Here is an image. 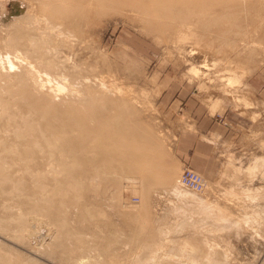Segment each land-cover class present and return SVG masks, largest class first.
<instances>
[{
  "label": "rangeland",
  "instance_id": "374dc122",
  "mask_svg": "<svg viewBox=\"0 0 264 264\" xmlns=\"http://www.w3.org/2000/svg\"><path fill=\"white\" fill-rule=\"evenodd\" d=\"M134 1L100 0L98 5L85 14L80 28L71 29L76 36L68 32L57 33L56 44L63 46H60L59 50L56 49L59 45L51 47L58 52L56 54L54 49H48L47 46L50 44L46 45L50 55L56 56V60L53 59L57 61L56 64L59 59L62 58L59 60L62 62L68 57L67 61L65 60L68 63L62 62L65 64L63 66L70 64L69 68L74 70H71L72 73L80 74L81 72L84 78L81 74L80 76L71 74L73 76L69 77L70 73H67L68 75L64 73L65 67L63 68L61 62L59 64L62 67L58 65L64 71L60 72L64 73V81L58 71V75L53 71L55 73L53 76L61 78L68 89L74 87L77 84L75 80L80 77L78 82H82L78 84L86 82L93 89L99 87L97 90L105 94L106 90L101 89L98 83L99 79L105 80L107 76L109 78L106 79L107 84L109 82L110 85L111 82V85L128 89L129 96L132 94L130 97L134 99L131 103L134 114H132L134 118L131 117V122L133 121L132 123L137 126L143 125L149 128L151 144L160 151L161 157L163 156L161 162L164 163V168L171 171L174 167L173 170L176 171H172L177 172L175 183L185 167L202 174L211 187L200 197L202 196L204 200L207 198L212 205L221 207L225 211V216H207L200 207L188 205L192 204L191 201L188 203L182 198H175L170 190L174 184L166 188L164 185L152 184L154 186H151L150 191L148 190L146 196H143L139 182L136 187L137 192H133L135 188L128 186L125 180L123 181L128 174H122L120 170L108 169L109 171L103 172L105 175L99 174L100 179L95 177L96 180L93 183L86 179L87 185L84 183V188L77 189L83 190V194L79 193V201L82 202V205L78 204L80 207L77 206L76 201L73 202V197L77 199L75 197L77 195L73 192V196L71 195L73 200L62 208V219L68 222L66 229H69L70 231H67L74 236L66 240L67 247L82 246L88 250L76 251L73 254L74 261H71L67 255L69 251L57 246L62 235L58 222L51 219L47 211L40 210L38 207L44 206L43 191L49 187L50 190L59 187L63 180V177L59 176L60 171L57 168L54 169L56 165L51 168L49 166L54 159L50 160L42 154L30 164L33 168L30 169L33 171L32 175L35 171L41 174V177L40 174L36 175L41 180L39 184L41 182L42 185L45 184L44 190L41 184H37L43 190L42 192L38 186H33L37 177L32 176L30 171L24 172V169L17 165L19 162H14L15 167L12 166L13 169L9 172L12 180L21 182L23 188L19 186L20 188L14 189L15 192H13L11 182L6 183L5 186L1 185L7 195L0 190V219L5 221L11 218L9 221L6 220L8 223L18 217L15 223L10 222L8 226L11 232L22 230L18 222L21 214L24 215H22L23 218L29 215L30 218L28 216L25 218L28 217L31 223L27 224V229L29 228L30 231L26 232L23 243L21 240L15 241L9 237V233H0V249L5 254L7 250V254L11 251V255L25 264H88V261L89 264H96L97 261L99 264H144L139 262V258L147 259L152 255L167 264H264V0H149L158 11L166 2L177 7L178 10L175 8L173 12L161 10V21H172L177 25L181 22L193 24L199 39L188 40L190 42L179 40V44L175 39L176 36L173 38L175 34L171 26L163 27L160 32L154 30L156 20L153 21L150 12L156 15L158 12L154 10L155 8H151L155 12L150 11V8L139 12L133 4ZM35 10L36 8L29 0H0L1 51H4V41L9 35L17 33L20 27L33 26L30 23V16L37 12ZM29 30L33 29L29 28ZM33 33L30 32V34ZM67 35L70 36L67 37ZM71 36L72 38H69ZM77 37L80 40L78 46L74 47ZM70 39H73L72 47H70ZM65 41H69L67 44L70 46L64 47ZM73 47L75 51L69 52L68 48L72 50ZM21 50L26 51L23 47ZM59 53L64 54V57ZM34 58L28 56V60L30 59L29 61L33 64L37 63L33 60ZM96 60L99 62L95 64L98 68L95 72H90L88 68L90 66L96 68L95 65H90ZM74 61L80 63L77 64L79 68L84 67L85 64L90 65L87 67V72L82 71L83 67L80 68V72L77 71ZM23 64L22 66L18 64L20 68L17 69V67L14 73H24L27 66ZM1 65L0 62V70L5 73ZM194 65L200 69L198 76H193L190 72ZM69 68H65L66 71L70 70ZM35 75L31 79V84L37 89L40 80ZM232 77L238 79L237 83L228 86V79ZM67 79L74 80L76 84L71 85L73 82L70 84ZM78 84L76 86H79ZM1 85L5 87L6 82L4 81ZM47 89L49 90L46 87ZM46 90L42 93L35 91L43 95L39 96L41 99L45 97L47 100L59 99L55 103L57 105L62 102L64 95L68 98L71 94L67 91L68 93L62 94V97L61 95L56 97L54 92L47 90L50 93L47 94ZM197 111L211 117L210 131L200 136L201 142L197 145V153L183 160L179 154L178 145L184 136L196 130ZM4 134L6 132H0L2 139L8 142L15 140L11 131L7 133L10 134L9 136ZM35 165L40 168H34ZM42 175H45L44 179ZM55 176L58 178L56 179ZM136 177L139 176L136 175ZM51 187L54 188L51 189ZM96 187L97 189L100 187L99 191ZM19 189L22 196L19 194L21 192H18ZM50 190H48L49 193H51ZM48 191L45 192L46 197L54 194L53 190L51 195H47ZM113 197L115 200L112 199ZM39 199L41 201H38ZM35 202L39 205L34 207ZM92 205L97 207L94 206V208ZM139 207L148 209H146L147 216L144 217L145 223L127 221L125 213L132 214ZM31 209L33 212L37 210L38 215L33 214ZM12 216L15 218L13 219ZM141 225L146 229L143 233L140 231ZM99 227L100 229L97 230ZM29 232H32L31 236ZM80 234L85 237L81 238ZM67 241L70 244H67ZM182 244H187L185 249H182ZM224 253L226 257L222 256ZM81 256L86 258L83 263L75 261Z\"/></svg>",
  "mask_w": 264,
  "mask_h": 264
},
{
  "label": "bare ground",
  "instance_id": "6f19581e",
  "mask_svg": "<svg viewBox=\"0 0 264 264\" xmlns=\"http://www.w3.org/2000/svg\"><path fill=\"white\" fill-rule=\"evenodd\" d=\"M29 1L36 8L35 12L37 11L36 13H38V15L35 13L33 16H30V18H31L30 23L33 24V26L32 27H26L25 26V27H20L18 30L16 29L17 33L9 35V37L4 41V44H5L4 45L5 46L4 51L0 50V62L2 64L1 66H3V70H5V73H2L0 70V132H6V134H7L8 132L11 131L13 136L15 137L14 138L15 140L13 142H8L6 139L4 140L0 137V186L1 185L5 186L6 183L10 184V182H11V184H12L11 189L13 187V192H15V190H18V188H20L19 186H22V188H23V184L22 185L20 184L21 182L19 183V181H14L10 177L9 171H11V169H13L12 166L15 167L13 165L14 162H19L17 165L18 166L20 165L21 166L20 168L24 169V172L26 170L28 172L30 171L31 175H32L33 171H31V170L33 168L30 164L32 163L33 160L35 161V158H37V156L43 154L42 156H47L50 160L54 159L52 161V163H49V159H48V163H49L50 168H51V166L55 167V165H56V167L54 169L57 168L60 171L59 176L63 177L62 178L63 180L61 179L62 181L59 184L60 186L58 185L59 187H57V188L51 187V189L54 188L53 189L54 191L50 190L49 189L50 187L49 188L46 187L48 189L47 190L45 189V191H43L45 184L42 185V182L40 183L42 185L41 186L43 189L42 190L41 187L39 186L40 185L39 182L41 180L38 179L40 172L37 173L36 171H35V174L32 175V176L37 177L36 179L34 178L35 184L33 186L34 187H35V185L38 186L39 190H41L40 192L43 191L45 195H46L45 192L48 190H50L51 193L54 192V194L51 195V193H49V191H48L49 194H47V195H51V196L46 197L44 195L46 198H44L43 195H40L41 197L43 196V199H45V202L43 200L44 206H42V207L38 206V207L40 208V210L42 209L43 211H47L49 217L51 219H53L54 221L58 222V225L60 226V228L62 230V235L60 237L61 239H59L57 242V246L63 247L66 251H69L67 253V255L69 257L68 259L71 261L74 259L73 254H75L76 251L80 250L82 252H85L87 249L83 248L82 246L74 247V245H72L73 246L72 248L69 245H68L69 247H67L66 240L69 239L72 235L70 234L71 232L69 233L67 231L69 229H66V225L68 222L66 223L65 219H62V216H61L62 208L66 203H70L73 199H74L73 202L76 201L77 206H79L78 204L82 203V202L80 203V201H79L80 200V194H83L82 193L83 190H81V191H79V190H80V188H84L83 184L87 182L86 179H89L93 183L94 180L100 179V178H98L100 173H101L100 175H103L104 174L103 172H105L108 169L109 170H111V169L120 170L122 172V174L123 173L128 174V175H125V177H124L125 179H123V181L125 180L126 184H128V186L130 185V187L135 188L134 190H136V187L138 186V184L140 182L141 190L140 189L139 190L141 191V194L143 196H146L149 188L151 186H154L152 184H159V186L164 185L165 188H166V186L169 187V186H172L174 184L172 186V188H170V190L172 191L171 193H173L175 195V198L176 197H177V199L182 198L184 201H186L188 203H190V201H191L192 204H188V205H191V206L195 205V206L200 207L202 209V212L207 214V216L224 217L225 211L221 207H219L217 205L214 206L215 204L212 205L208 201L207 198H206V200H204V199H202L203 198L202 196L200 197L201 194L206 193L208 188L211 187L210 183L204 178V176L202 174L197 172L204 179L202 188L199 191L190 189V188L183 185L181 178H182V175H183L186 167L184 168L182 174L180 175L179 180H177L175 183V179H176L175 175L177 172H173V171H176V170H173L174 167L171 168L173 171L172 170L168 171L164 168V165H163L164 163L161 162V160H163L162 159L163 156L161 157L160 151L157 148H155L154 145L152 146V144H151L152 139H151V134L148 131L149 128L147 129V127L143 126V125L137 126L135 123H132L133 121L131 122L132 118H134V117H132L133 108L131 105V103L134 99L132 97H130L132 94L129 96L130 93H129L128 89L121 88V87L115 86V85H111V82H110V85H109V82L107 84L106 79L108 78V76H107V78L105 76H103V77H105V80H104V78L99 79V83H98L99 86L101 87V89L103 88L106 90L105 94L101 93L103 91L100 92L99 90H97L99 87L98 88L95 87L96 89L95 88L93 89V87L91 85L87 84L86 82L78 84V83L82 82V81L78 82V79L80 77L77 80H75L74 78H72V79L77 81V84L79 86L80 85H83V86L82 87L80 86L81 87L80 88L79 86H76L77 84H76V82H73L74 80L71 81V80L67 79V81L69 80V83L73 82L72 84L70 83L71 85L76 84L74 87H71V89H68L67 86L62 82L61 78H57L56 76H53L55 73L57 74V71H58V74L62 71V68H60V67L65 65L64 63L67 61L68 57L66 59H64V61H62L64 63L59 61L62 59L61 58L58 60V63L56 64L55 62H57V61H54V60H56V58H55L56 56L54 57V56L50 55L49 50H47V48H46V45H49V44L51 45V46L49 45L50 48H49V46H47L48 49H51V47H53V45L55 47L58 46L59 44L58 45L56 44L57 43L56 41H58L56 39V37H58L57 35L59 33L63 34L64 32H66V33L68 32V34H70V35H71V33L74 34V32H71V29L72 28L79 29L83 23V20L85 19V17H84L85 14L87 12L89 13L96 5H98L97 3H99L100 0H29ZM133 4L136 6V9H138L139 12H140V10L141 11L143 10V12H144V9H149V8H150L149 9L150 11L151 10L152 11L157 10L158 13L156 15H153L152 12H150V14L153 16V21L156 20V23H155L156 26L154 27V30H158L160 32V31H162L163 27L171 26V28L174 29V34H175V35H173V38H174V36H176L175 39H177L178 44L181 41L185 42L188 40H198L199 39L198 34L195 33V31H194L192 23L183 24V22H181V24L177 25L176 23H174L172 21L168 22V21H161L160 20V15L162 14L161 10H164L167 12H173V10L177 9L176 6L166 2L164 4L163 8H161L158 11L157 7L155 8L154 4L149 0L148 1H145V0L136 1L135 0ZM151 8H155V9L153 10ZM165 9H167V10H165ZM172 16H173V14H172ZM188 16H189V14H188ZM148 18H150V17H148ZM167 24H169V25L167 26ZM29 28H32L33 30L30 31ZM29 31L34 32V33L30 34ZM70 35H67V37ZM64 36H66V34H64ZM64 36H63V38L65 39ZM72 36L69 38H72ZM78 37H79V35H78ZM78 37H77L78 40L76 39L77 43L74 41L77 45L73 42L74 47L78 46V43H79L78 41L80 40ZM74 39H75V37H74ZM61 40H63V39L61 38ZM169 40H172V39H169ZM179 40H180V42H179ZM69 41H71V43H70L71 46L67 44V42L69 43ZM69 41H65L66 46H64V47H68V46L72 47L73 46L72 45L73 39H70ZM65 42H64V44H65ZM177 42H175V43H177ZM188 42H190V41H188ZM167 43H169V42H167ZM61 44H63V43H61ZM197 44H198V41H197ZM84 45H85V43H84ZM175 45L176 44H174V46ZM60 46L62 47L63 45H59L58 47H56V49H58ZM22 47L25 48L27 52L26 51L22 52V50H21ZM74 47L72 50H70L68 48L69 52H72L73 50L75 51ZM193 47H195V46H193ZM52 49H54V48H52ZM55 53L58 54V52L56 50H55ZM91 53H94V52H91ZM76 54L74 55L75 57H76ZM59 55H60V53H59ZM28 56L35 57L36 59L34 58L33 60H36L37 63L33 64L32 61H29L30 59L28 60ZM62 56L64 57V54ZM74 56H73V58H74ZM78 56H79V54H78ZM57 58H58V56H57ZM100 58L102 59V57H100ZM100 58H99V60H100ZM78 59H79V57H78ZM72 60H74V59H72ZM86 60H87V58H86ZM88 60H89V57H88ZM88 60H87V62H88ZM100 61H103V60H100ZM60 62L62 63V66L59 64ZM75 62L76 61H74V63ZM77 62L81 63L82 61L77 60ZM77 62L74 65H76L75 69L78 68L77 71H79L80 68L83 66H80V68L77 67V64L78 65L80 64ZM97 62L98 61L96 60L95 63L93 62L94 64H90V65H95ZM23 63L27 66V68L25 69V72L24 73H16V72L14 73V70L17 67H18L17 69L20 68L18 66V64L22 66ZM67 63L68 62H66V64ZM228 63H230V62H228ZM58 64L60 65V67ZM87 65H89V63ZM96 65H95V67H96ZM69 66H70V64H69ZM69 66H67V65L63 66V68L64 67L69 68ZM89 66H86V64H85V66L83 67L84 69H82V71L83 70L86 71L87 67H89ZM229 67H230V65H229ZM65 68L63 69L65 72L64 71H62V72H64L65 74L70 73L69 75L67 74L69 77L73 76L71 74H75V73H72V71H71L73 69L69 68L70 70L66 71ZM97 68L98 67L94 68V66H90L88 68V70L90 72L91 71L95 72L96 71L95 69H97ZM53 71H55V73ZM86 72H84L85 75H86ZM90 72H88V73L91 74ZM190 72L193 76H198L200 74V69L195 67V65H194V67H192L190 69ZM63 74H61V76H62L63 81H64L65 78H64ZM76 74H79V73L77 72ZM76 74L74 76H77ZM80 74H81L82 78H84L83 73L80 72ZM80 74L78 76H80ZM98 74H100V73H98ZM34 75L38 76L39 77L38 80H40V84L37 87V89H35L31 84V79H33ZM88 78H90V77H88ZM98 78H100L99 75H98ZM224 80H226V79H224ZM237 80L238 79H236L235 77H232L231 79L229 78L228 79V83H229L228 86L231 84H234ZM4 81L6 82L5 87L1 85L4 83ZM110 81H112V80H110ZM114 81H116V80H114ZM1 82H3V83H1ZM46 87L49 88V90L47 89L48 91L54 92L53 94H54V96L56 94V97H57V95L58 96L61 95L60 97H62L63 96L62 94L68 93V92H70L71 94L69 95L68 98H65V97H67V95H64L63 96L64 98H62L63 99L62 102L59 101L60 103H59V105H57L55 103L59 99L58 100L56 99L57 101H55V99L47 100V97H45V96H44L45 99L44 98L41 99L39 97V96H41V97L43 96V95H39V92L42 93V91H45ZM35 90H38L39 92H36ZM47 90H46V93L50 94L49 92H47ZM215 110H216V108H215ZM212 111H214V110H212ZM6 134H4V135H6ZM7 135L9 136L10 134H7ZM8 139H9V137H8ZM164 152L165 151L163 150V153ZM10 160H11V162H10ZM165 167H166V165H165ZM34 168L37 169L40 167L35 165ZM27 171H26V173H28ZM56 172H58V171H56ZM112 173H114V172H112ZM136 175H138L139 177H136ZM44 176L42 177V179H44ZM106 176H108V175H106ZM13 177H14V175H13ZM40 177H41V174H40ZM95 177H97V178L94 179ZM110 177H112V176H110ZM14 178H16V176ZM57 178L58 177H56V179ZM106 178L108 179V177H106ZM56 182L58 183L59 181L57 180ZM107 182H106V184H107ZM22 183H23V181H22ZM92 183H90V185H92ZM37 184H39V185H37ZM97 184H99V183H97ZM103 184H105V183H103ZM108 184H110V183H108ZM85 185H87V183ZM93 186H94V184H93ZM95 186H97V185L95 184ZM98 186H100V184ZM212 186H213V184H212ZM113 187L114 186H112V188ZM93 188H91V189H93ZM21 189H19L18 192H21L20 191ZM77 189H79V190H77ZM96 189H97V187H96ZM98 189H97V191H99ZM0 190H3L2 186H1ZM105 190H106V188H105ZM119 190H121V188ZM134 190H132V191L137 192V190L136 191H134ZM3 191H2V193H3ZM89 191H90V189H89ZM13 192H12V195L15 196V194ZM73 192H75V195H77V196H75V197H77V199H75L74 197H73V199L71 198V195ZM106 192H107V190H106ZM119 192L122 193L121 191H119ZM8 193H9V191H8ZM97 193H99V192H97ZM4 194L7 195L6 192ZM4 194H2V195H4ZM9 194L11 195V193H9ZM16 194H18L17 191H16ZM19 194H21V196H22V192ZM41 194H43V193H41ZM17 196H19V195H17ZM82 196H84V195H82ZM114 197L112 199H114ZM1 198H2V196H1ZM21 198H24V197H21ZM56 198H57V200H56ZM87 199H89V198H87ZM117 200H119L118 197H117ZM38 201H41V200L39 199ZM179 201H180V199H179ZM184 201H182V202H184ZM77 202H79V203H77ZM30 203H32V202H30ZM35 203L36 204H34V205L32 204L34 207H35V205H39V204H37V202H35ZM38 203H40V202H38ZM83 203H85V202H83ZM22 205H23V203H22ZM120 205H121V203H120ZM94 206L97 207L96 205H94ZM0 207H1V205H0ZM85 207H84V209H85ZM122 207H124V206H122ZM3 209H4V207H3ZM146 209L139 207V209H137V210L135 209V211H133L132 214L131 213L130 214L125 213V219L127 221H129L130 223H139V222L145 223L144 217L147 216V210H148V209L147 210ZM9 210H11V209L9 208ZM12 210H14V209H12ZM32 210L33 209H31V211ZM27 211L29 212L30 210H27ZM66 211H68V209ZM36 212H37V210H36ZM36 212L34 211L33 214L38 213V212L37 213ZM31 214L32 213H30V215ZM33 214H32V216H33ZM22 215L23 214H21L20 219H18L19 220L18 222L20 223V224L19 223L18 224L21 225L20 228H22V230L20 228H19L20 230H16L14 232H13V230H12V232L9 230V227H8L9 224L15 223V219L18 218V217L15 218V216H12V218L13 219L15 218V219L12 220V222L10 221L11 223L10 222L6 223V220L9 221L11 218L6 219L5 221H4V219H2L4 222L0 219V233H6V234L9 233V235H8L9 237L14 239L15 241H16V239H18L19 241L21 240L23 243L24 239L26 237V232L30 231V230H28L29 228L27 229V226L31 222H29V220L27 219L29 217V215H26V216H28L27 218H25L26 216L23 218ZM16 216H17V214H16ZM69 216L70 215H68V217ZM93 217H94V215H93ZM91 219H94V218H91ZM35 224H38V223L36 222ZM53 227H54V224H53ZM140 228H141L140 231H142V233L144 231H146V229H144L145 227L143 228L142 225ZM99 229H100V227L97 230H99ZM101 230H102V228H101ZM79 231H81V229ZM56 232L59 233V231H56ZM31 233H30V236L32 235ZM77 233H79V232H77ZM142 233H140V234H142ZM100 234H101V232H100ZM140 234H138V235L140 236ZM55 236L57 237V235H55ZM80 236H82V235L80 234ZM72 237H74V236H72ZM84 237L82 236L81 238H84ZM95 237H93V238H95ZM68 243L69 242L67 241V244ZM116 243H118V242H116ZM186 246H187V244L181 245L182 249H185ZM89 248H90V246H89ZM91 250H90V252H91ZM2 251L0 249V264H25V263H21L20 259L11 255L10 254V253H12L11 251L9 254H7L8 250H7L6 254L3 253L4 251L3 252ZM44 253H45V251H44ZM222 256L226 257L225 253L222 254ZM89 257H90V255H89ZM84 259L86 260V258H83V256H81V257L77 258V260H75V261H80L81 263H83ZM92 259H93V257H92ZM139 262L144 263V264H146V263L147 264L148 263L149 264H167L162 259L158 258V260H157V257H155L154 255L148 257L147 259L140 257ZM93 263H95V262H93ZM88 264H89V261H88ZM96 264H99L98 261L96 262Z\"/></svg>",
  "mask_w": 264,
  "mask_h": 264
},
{
  "label": "crops",
  "instance_id": "0c3cea01",
  "mask_svg": "<svg viewBox=\"0 0 264 264\" xmlns=\"http://www.w3.org/2000/svg\"><path fill=\"white\" fill-rule=\"evenodd\" d=\"M197 114L195 117L196 130L184 136L178 145L179 154L183 160H187L197 153V145L201 142L200 136L210 131L211 117L208 114L199 113V111Z\"/></svg>",
  "mask_w": 264,
  "mask_h": 264
},
{
  "label": "built area",
  "instance_id": "2783aa9c",
  "mask_svg": "<svg viewBox=\"0 0 264 264\" xmlns=\"http://www.w3.org/2000/svg\"><path fill=\"white\" fill-rule=\"evenodd\" d=\"M181 180L184 186L199 191L202 188L204 179L196 171L186 167Z\"/></svg>",
  "mask_w": 264,
  "mask_h": 264
}]
</instances>
